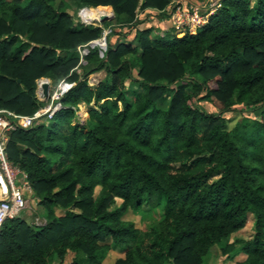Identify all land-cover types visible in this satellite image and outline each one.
Masks as SVG:
<instances>
[{"label":"trees","instance_id":"1","mask_svg":"<svg viewBox=\"0 0 264 264\" xmlns=\"http://www.w3.org/2000/svg\"><path fill=\"white\" fill-rule=\"evenodd\" d=\"M70 1L114 18L84 25L67 0H0V109L31 115L46 103L38 79L73 83L52 118L8 133L7 158L45 222L5 219L0 264L67 263L69 252L70 264H107L110 251L121 253L111 264H204L215 246L223 264H264V0H221L202 26L163 35L136 28L138 12L169 17L171 0ZM106 28L103 54L81 55ZM214 97L221 107L204 110ZM230 110L245 114L231 129ZM144 207L160 211L157 229L124 219Z\"/></svg>","mask_w":264,"mask_h":264},{"label":"rangeland","instance_id":"2","mask_svg":"<svg viewBox=\"0 0 264 264\" xmlns=\"http://www.w3.org/2000/svg\"><path fill=\"white\" fill-rule=\"evenodd\" d=\"M67 1L71 3L70 0ZM220 1L221 0H171V4L180 5V8H178V10L176 11V13H178L177 15H180V17L177 18L176 16L175 19H172L171 17H166L163 14L166 11V9H163V11L158 10L156 8L154 9L146 8L143 11L139 10L137 17L139 21L136 24V28L141 29L147 26H152V27L154 26V28L159 29L157 30V33L159 35H163L164 33H166V30L169 32L170 29H172L170 31V33L172 34L175 32L176 27H178L176 24L174 25L173 22L180 20V22H187L191 31L195 28V22L193 23V21L191 20V16H192L191 13L194 10H197L196 8H198L200 14L204 15V17L206 18L207 15L211 14L220 6ZM71 6H72L71 8H68V11L74 14V18L84 25L109 22L112 21L114 18V13L110 6L76 7L73 3H71ZM85 11L89 13L90 11H92V13H90L89 17L86 20L83 17V13ZM101 15H105L106 20L102 22L98 21V18ZM108 29L109 28H106L107 31ZM153 34L154 32L151 33L152 36ZM180 35L181 34H179V36ZM104 79H106V73L103 70H100L88 76V83L90 85H95L100 80H104ZM48 80L51 85H54L50 79ZM37 92H38V86L36 87V95ZM49 93L50 90L48 88L47 95L41 97L40 100H43L47 103L49 101V97H48ZM166 104H167V99H164L162 101L161 106L165 107ZM211 105L214 107L213 110L214 109L218 110L221 107V102L219 99L214 97L213 100L210 102V104L208 102L203 101L202 107L205 110V109H209ZM224 114L227 118L226 126L229 129L233 128L241 119L243 120V117L245 116V114L243 115L242 112H240L239 110L226 111ZM87 117H88V107L85 104H79L78 108L75 111L74 122L75 121L84 122L87 119ZM24 194L26 197H28V206L20 214L22 215V217L25 218L27 222H30L34 225L43 224L45 222L44 208L38 204V200L36 199L32 191L30 192L25 190ZM119 202L120 200L117 199V203ZM54 210H55V214L58 216L64 214V211L60 208H55ZM161 218L162 217L159 210L157 211L150 210L147 207H144L140 210L129 209V211L124 215V219L135 221L136 225L144 230L148 228L157 229L158 228L157 226ZM253 233H254V217L251 214H249L245 223V227L239 233V235H241L244 238H250L253 235ZM230 240H233V236L230 238ZM119 255H121V253L118 252L114 253L110 251L105 259V263L111 264L113 262V259ZM72 256L73 253L69 252L66 261L67 264H70V260ZM242 258L243 255H239L237 257V259L239 260ZM223 259L224 258L222 256L221 249L218 246H215L212 249V252L204 258V264H223L222 263ZM231 263H232L231 261L225 260V264H231Z\"/></svg>","mask_w":264,"mask_h":264},{"label":"built area","instance_id":"3","mask_svg":"<svg viewBox=\"0 0 264 264\" xmlns=\"http://www.w3.org/2000/svg\"><path fill=\"white\" fill-rule=\"evenodd\" d=\"M180 8V5L176 4V8L170 14L169 17L175 19L180 17L177 15L176 11ZM191 13V20L195 22L196 28L202 26L206 21L208 16L205 18L204 15L200 14L198 8ZM173 24L179 26L187 27L190 30L187 22L174 21ZM191 30V31H193ZM109 30H104L103 35L96 39L98 43L105 42V35ZM94 41V40H93ZM78 47L81 55H86L90 48H92L91 43ZM99 47L100 55L106 48V43ZM95 47V46H94ZM46 81L43 78L37 80L38 92L37 98L41 99L43 93L40 88V84ZM49 93V101L45 103L44 106L35 110L31 115H20L13 111L6 109H0V225L7 218H13L19 215L28 206V197L25 196L24 191H32L31 186L27 180L26 174L21 171L18 167L11 164L7 158L6 154V144L8 142V133L17 128H29L32 126L33 121L42 116H46L48 119L52 118L54 112L58 110L61 106L60 100L63 94L69 90L73 83L65 79L60 80L55 85H51L49 80H47ZM20 182V183H19ZM50 264H67L65 262L53 261Z\"/></svg>","mask_w":264,"mask_h":264},{"label":"water","instance_id":"4","mask_svg":"<svg viewBox=\"0 0 264 264\" xmlns=\"http://www.w3.org/2000/svg\"><path fill=\"white\" fill-rule=\"evenodd\" d=\"M84 9H87V8H84ZM104 20H106V16H105V15H101V16L98 18V21H100V22H102V21H104ZM105 43H106V42L98 43V41L94 40V41H92L90 44H91V46H92V48H93V47L96 46V45H99V46L102 45V46H103ZM43 79H45L46 81H44V82H42V83L40 84V88H41V91H42L43 95L46 96V95H47V90H48V83H47L48 78H43Z\"/></svg>","mask_w":264,"mask_h":264}]
</instances>
